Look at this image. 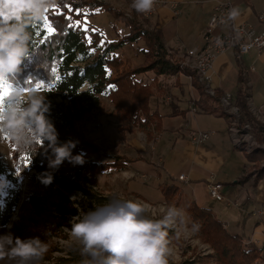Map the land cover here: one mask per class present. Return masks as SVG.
<instances>
[{"label":"trees","instance_id":"trees-1","mask_svg":"<svg viewBox=\"0 0 264 264\" xmlns=\"http://www.w3.org/2000/svg\"><path fill=\"white\" fill-rule=\"evenodd\" d=\"M99 11H108L122 18L129 29L132 42H144L146 57L141 64L123 68V59L116 51L127 42L126 38L108 40L100 30L88 24L86 16ZM45 17L31 25L29 55L11 78V82L15 87L29 92L38 90V84L43 86L39 93L45 96L48 104L44 115L58 133V142H75L71 154L82 155L85 162L83 165H75L65 160L57 169H52L49 167V160L53 156L47 147V141L41 145L37 141L27 150H18L9 142L14 147L13 158L19 173L28 174L34 170L37 174L48 173L53 176L52 183L45 185L37 174L29 173L28 180L32 186L23 201L27 210L45 215L43 212L47 207L56 218L54 225L61 226L67 224L68 218L79 217L80 208L86 210L89 207L93 210L104 204V198L99 197V193L92 188L98 182V174L126 169L129 163L136 160L121 155L110 161L88 157L97 153L99 148L95 139L86 137L80 125L97 121L105 115L104 98L113 106L119 121L118 132L123 139L129 123L142 130L149 129V135L150 130H159L161 116L149 107V99L156 93L158 76L178 72L191 75V84L199 94L197 103L203 110L208 102L220 107L221 94H207L205 86L197 82L196 73L181 65L183 59L176 58L175 53L165 47L160 29L148 25L146 20H139L136 11L128 19L120 10L102 1L58 0ZM47 26L54 30L50 35L46 34ZM148 72L153 73L150 82L137 77ZM240 83H243L241 78ZM86 84L87 87L84 88ZM235 103L241 109L242 120L252 124L253 132L264 133V122H260L249 109L246 87H238ZM251 152L246 154L249 161L264 159V153L260 149L252 152L253 154ZM26 156L30 157L28 165L24 161ZM256 176H264V171L260 169ZM74 191H79L76 199L69 197ZM20 194L17 173L0 163V229L5 228L14 214ZM159 194L164 204L172 206H177L181 197L180 189L174 184L159 186ZM185 214L190 224L195 222L199 225L197 234L209 244L217 264H254L260 258L259 250L247 247L241 237L226 230L208 208L191 201ZM11 232L19 237L20 231ZM173 236L169 231V237ZM50 258L48 252L44 262H48ZM57 259L61 263L72 264H81L82 260L72 251H69L68 256ZM170 264H194V261H170Z\"/></svg>","mask_w":264,"mask_h":264},{"label":"crops","instance_id":"crops-1","mask_svg":"<svg viewBox=\"0 0 264 264\" xmlns=\"http://www.w3.org/2000/svg\"><path fill=\"white\" fill-rule=\"evenodd\" d=\"M116 1L124 7L131 5V0ZM219 1L165 0L146 23L160 29L165 47L182 60L186 58L188 49L202 44L207 21ZM231 1L241 11L240 18L233 21V25L249 24L259 32L258 14L264 7V0ZM172 2L177 3L175 9L169 5ZM230 25L216 28L214 34L228 32ZM113 35L111 39L118 38L116 30ZM127 39L132 42L129 33ZM144 48L133 53L136 59H140L130 61L128 67L144 61ZM209 75V86L221 95L230 93L233 103L238 87H246L250 111L255 117L264 116V48L238 53L235 47H230L214 58ZM137 77L150 82L153 73ZM240 78L243 83H240ZM198 99L197 89L184 73L158 76L156 93L149 99L150 110L161 116L159 130L155 131L157 137L152 151H146L150 157H131L136 159L131 163L138 168L128 165L127 169L131 170L129 174L132 177L136 174L155 178L160 186L168 184V181H179L182 186L178 188L181 197L188 200L187 206L193 201L208 208L226 230L241 237L247 247L260 251L261 256L254 264H264V213L260 214L264 209V176L257 178L250 169L252 162L246 153L233 145L228 133L230 119L222 114V107L220 109L219 105L208 102L203 110L197 103ZM192 104L195 110H192ZM197 130L209 133L200 144L191 139V134ZM136 148L144 152L143 147ZM141 154L144 157L145 153ZM136 169H148L151 175ZM181 174L184 180L178 179ZM210 182L222 185L223 200L210 197ZM131 192L145 197L143 192Z\"/></svg>","mask_w":264,"mask_h":264},{"label":"clouds","instance_id":"clouds-1","mask_svg":"<svg viewBox=\"0 0 264 264\" xmlns=\"http://www.w3.org/2000/svg\"><path fill=\"white\" fill-rule=\"evenodd\" d=\"M58 0H0V85L9 89L0 101V137H6L18 150H27L37 141H47L53 158L49 167L57 169L65 160L83 165L82 155L73 156L75 142H58V133L45 118V96L25 92L11 78L29 55L32 24L42 21ZM157 0H131V8L140 14L153 11ZM241 16L238 7L230 8L226 20ZM45 185L53 176L38 177ZM151 206L119 197L84 213L71 223L69 245L81 256V264H170L175 256L170 230L183 232L188 239L199 231L189 226L183 209L163 206L160 218H152ZM49 246L39 237L21 239L11 231L0 234V264H43Z\"/></svg>","mask_w":264,"mask_h":264},{"label":"rangeland","instance_id":"rangeland-1","mask_svg":"<svg viewBox=\"0 0 264 264\" xmlns=\"http://www.w3.org/2000/svg\"><path fill=\"white\" fill-rule=\"evenodd\" d=\"M98 1L105 2L106 4L112 6L114 9L120 10L123 16L128 19H131L133 17L134 10L131 8V6L124 7V4L119 3L117 1L115 2V0ZM138 14V19L141 21L147 20L149 17L152 16L151 15L148 17L144 14ZM86 21L94 28L100 30L101 33H103L104 37L108 40L114 38V30H116V32L118 33V38H126L127 42H125L120 48H118L119 51H116L119 56L124 57L123 62L125 66L123 68L128 67V63H130V61L136 62L138 61V59H140V57L136 59L135 54L133 56V53H137V50L141 52L140 49L141 47H144L145 44L142 40L128 42L129 40L127 39V37L129 29L125 25V22L122 18L108 11H99L94 14L87 15ZM185 60L186 58L183 59V61ZM86 87L87 84L84 86V88ZM2 90L3 88L0 87V91ZM25 92L27 93L29 91ZM34 92L39 93V90H35ZM104 101L106 105L105 115L97 121L88 122L80 125L86 137L90 140L95 139V142L99 148L97 153L95 152L88 157H91L92 159L98 161H110L114 159V157L119 155L125 156L127 158L135 156H137L139 159L149 158L150 156L146 154V151H152L155 137H157V132H155L156 130H150L151 135H149V129L148 131L142 130L129 123V129L125 132V138L121 139L117 128L119 121L117 115L113 111V106L109 103V100L107 98H104ZM234 104L238 107L239 112V120H237V124L239 126H242L247 123L250 125V128L247 129L249 130L248 137L252 139L251 141L255 143L254 145L259 144L260 150L264 153V133H254L252 124L248 121L242 120L243 115L241 109L236 103ZM222 114L225 115L223 112ZM256 118L260 120V122H264V116ZM137 146L143 147L144 152L135 150L137 149ZM13 149V145L9 142L6 137H0V163H2L6 167V169L15 171L17 173V176L20 180L21 191L20 199L16 210L10 218L8 224L5 226V228L0 229V234H3L8 231H15V233L20 231L19 237L21 239L39 237L41 240L48 244V252L50 253L51 257L48 262H43V264H72L61 263L58 261L57 258L68 256L69 251H72L78 256H80L75 247L69 245V230L71 228V223L76 222L79 217H81L84 213L90 211L91 208L87 207L86 210H82V208H80L79 217L68 218L66 221L67 224L61 226L56 224L54 225L56 218L53 217V212L49 211L47 207H45L46 209L43 212V214L45 215H37L33 211H28L27 206L23 202L26 195L28 194V190L30 191L32 186V184H30V181L28 180V175L29 173H37L34 170H31L28 174L19 173L16 167L15 159L13 158ZM258 149L259 148H256L252 152ZM141 153H145L144 157H141ZM251 162L252 163L250 169H252V172L256 174L260 169L264 171V159H253V161ZM129 166L138 168V165L134 166L132 163H130ZM127 168L123 170L105 171L101 174H98V182L96 185L92 186L93 190L99 193V197L104 198L103 205L109 203L111 200L114 199V197H119L121 199L126 200H134L150 205L151 217L160 218L163 212V206H167V204H164L162 202L161 196L159 194L160 184L155 180V178L150 179V177L147 178L142 175L138 176L136 174H133L132 177V174H129L131 170ZM136 171L140 173H149L148 169H136ZM42 174L48 173H39L37 174V176L41 177ZM149 174L151 175V173ZM172 183L178 187L182 186L181 183L177 180L168 181V184ZM82 185L87 186L86 184ZM131 191L143 192L145 197H142L141 195ZM78 195L79 191H74L69 194V197L76 199ZM187 202L188 200L180 197V200L176 207L183 209L185 213V210L187 208ZM95 205L98 206V203L95 202ZM186 220L188 221L190 226L191 224L187 217ZM170 232H172L174 235L173 237H171V239L175 248V256L170 261L174 263H180L184 260H192L194 261V264H217L215 262L214 257H212L213 251L210 248L209 244H207L200 236H198L197 233L192 237L185 239L183 232H177L176 230H170Z\"/></svg>","mask_w":264,"mask_h":264},{"label":"built area","instance_id":"built-area-1","mask_svg":"<svg viewBox=\"0 0 264 264\" xmlns=\"http://www.w3.org/2000/svg\"><path fill=\"white\" fill-rule=\"evenodd\" d=\"M165 3V0H157V3L152 12L148 13L151 15L155 14L160 6ZM170 7L176 8L177 3H169ZM234 7L231 0H220L214 7L212 13L207 21L206 28L202 34V44L195 46L187 51H192L193 54L198 55L197 66L203 67V74H196L197 79L200 82V78H210L209 70L212 67L214 58L223 53L230 47H235L238 53H247L251 49L260 51L264 48V7L258 14L259 22L261 23V29L259 32H255L249 24H242L235 26L233 21L223 22L226 20L227 11ZM229 31L221 33L219 35L214 34V30L218 27L229 25ZM183 65V64H181ZM185 66V65H183ZM187 67V66H186ZM194 71V67H188ZM187 78L191 82L192 76L187 75ZM212 96L211 93H207ZM229 102L231 101V94L228 93ZM235 105V104H234ZM195 105L192 104V110H195ZM232 117H239L238 107L237 114ZM209 136L208 132L197 130L191 134V139L194 143L200 144ZM245 140V139H244ZM178 179L184 180V175L178 176ZM222 185L216 182H210L208 184V193L210 197L216 200H223ZM264 213V209L260 210V214Z\"/></svg>","mask_w":264,"mask_h":264},{"label":"bare ground","instance_id":"bare-ground-1","mask_svg":"<svg viewBox=\"0 0 264 264\" xmlns=\"http://www.w3.org/2000/svg\"><path fill=\"white\" fill-rule=\"evenodd\" d=\"M128 14V13H127ZM145 16H150V14H144ZM144 17V16H143ZM186 58L185 62H181V64L187 67H194V72L196 74H203V67L197 66L198 64V55L193 54L192 51H186ZM194 73V74H195ZM199 83V81H197ZM210 78H200V83L205 86L206 93H211L212 96L215 95L214 89L209 86ZM204 88V87H203ZM220 106L222 107V111L227 115L230 119V123L228 126V133L230 135L231 141L235 147H239L245 153L251 152L253 149L259 148L260 145H254L255 143L252 142L250 137H248L250 125L244 124L239 126L237 124L238 117H232V115L237 114V106L234 105L233 102H229L228 94H222L219 97ZM239 123V122H238ZM245 139V140H244ZM264 167V165H263ZM181 180V179H180Z\"/></svg>","mask_w":264,"mask_h":264},{"label":"snow or ice","instance_id":"snow-or-ice-1","mask_svg":"<svg viewBox=\"0 0 264 264\" xmlns=\"http://www.w3.org/2000/svg\"><path fill=\"white\" fill-rule=\"evenodd\" d=\"M45 23L47 24V17H45ZM53 31H54V30H53L52 27H50V26H47V27H46V34H47V35H50ZM41 43H43V40L41 41ZM0 87L3 88V90L0 91V101H2L3 97H5V96L8 95V93H9V89L6 88V87H3L2 85H0ZM42 88H43L42 85H39V84L37 85V89H38V90H39V89H42ZM24 161H25V165H28V164L30 163V157H28V156L24 157Z\"/></svg>","mask_w":264,"mask_h":264}]
</instances>
